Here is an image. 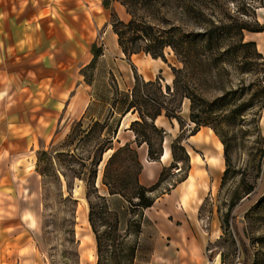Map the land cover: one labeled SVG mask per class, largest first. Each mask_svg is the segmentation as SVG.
<instances>
[{
  "label": "rangeland",
  "instance_id": "rangeland-1",
  "mask_svg": "<svg viewBox=\"0 0 264 264\" xmlns=\"http://www.w3.org/2000/svg\"><path fill=\"white\" fill-rule=\"evenodd\" d=\"M72 1L78 3L79 8L72 11V27L68 29L73 32L74 38L78 36L77 32L80 33L79 53L55 56L57 67L54 70L45 66L49 62L46 55H0V64L3 66H31L30 78L34 87L38 76L45 73L52 79L67 76L70 80L71 98L59 122L54 120L48 134L39 132L30 136V139L33 138L29 140L30 143L34 141V151L30 152V160L28 157L25 167L32 171L30 176L35 184L30 190L35 192L34 195L30 192L26 198H21L18 194L15 201L11 193L10 197H6L9 191L3 190L5 192L2 193L0 190V203L6 199L12 205L14 202H26L37 212V227L33 232L28 231L25 236L30 237V245L32 244L38 258L37 264L95 263V241L87 220V202L88 199L96 200L95 193L105 197L110 210L107 213L108 220L117 221V230L114 231L99 222L95 223L101 241L100 264H111L116 260L125 264L124 257L121 256L125 252L120 243L122 235L118 234L125 233L129 222L131 225L128 224L129 230L122 242L128 243L135 239L141 241L135 247L131 264H160L163 260L161 255L174 254V250L164 246V240L168 237L159 233L157 225L167 221L165 218L168 212L181 214L183 210L193 226L200 228L201 232H206L203 243L205 264H240L241 251L236 236L247 248L246 254L257 256V264H264V101L258 108L254 94V89L264 82L261 81L262 73L259 70L260 66H264V55L256 54L251 46L239 48L232 38L222 40L217 46L203 48L193 55V61L184 71L183 79L202 97L193 104L197 123L189 119V99L183 97L177 112L181 116L180 125L175 118L160 114L163 117L156 116L153 120L160 130H145L153 148L161 147V153H165L162 157L163 163L158 167L160 171L164 166L161 180L150 192L151 195L161 196L162 199H156L151 209L152 215L148 217L144 212L145 207L134 208L120 194L107 193L101 183L102 170L109 153L121 145L115 141V134L118 137H128L132 132L134 135L133 130L128 128L129 123L127 129L131 132L125 128L121 132L119 123L115 127L120 110L129 98L133 81L130 64L143 79L157 78L163 89L165 83L171 84L173 74L170 66L178 67L181 63L169 48L164 49L165 60L151 57L142 51L132 53L128 57L120 52L117 45L111 42V29L107 24L110 23L111 12L123 20L128 17L118 0ZM101 2L107 3L105 8L101 7ZM65 3L66 5H63V2H59L61 5H58V13L69 15L71 0ZM205 6L203 12L218 13L216 6ZM228 6L233 9V4L228 3ZM98 11L104 13L102 19L96 17ZM59 18L63 19L61 15ZM205 25L203 22L202 27ZM185 28L201 29V25L188 21ZM92 43L101 48V54L96 56L90 65L78 67L81 62L90 60L92 55L87 50V45ZM255 50L259 52L256 47ZM221 94H224L223 100L212 104L207 107L209 111L203 112V98L211 101ZM88 98L91 103L88 101L87 107L83 109V104ZM92 119L105 124L101 132L96 129L92 133L102 138L103 143L111 145L110 149L101 153V159L95 166L94 192L88 190L87 186L92 179L88 175L92 168L91 155L97 138L88 135L78 140V133L82 128L86 129ZM32 122L37 120L33 118ZM195 125L196 131H202L191 137L189 132ZM203 126L210 128L206 130L213 131L218 139L219 136L212 126L221 127L227 144L228 159L223 158V143L219 139L222 153L215 163L211 164L207 159L205 163L201 162L202 167L205 165L207 173L204 178L198 179L192 197L183 204L175 199L172 201L173 195L166 196L165 193L183 178L191 164L195 166L193 158H196L197 153H205L204 148L215 149L209 142L203 143ZM68 132L70 135L66 138ZM1 137V143H8L12 148L19 147L27 139V136L24 139L15 134L0 135ZM72 139V143L65 146V143ZM177 141L188 153L186 160L177 161L173 166L172 151L179 152L175 147ZM130 146L135 147L139 157L142 147L135 146L134 142L130 143ZM29 147L25 146V149ZM40 150H45L47 156L39 153ZM59 150H69L71 154L55 153ZM97 153L98 151L95 152ZM130 155L124 152L108 164L107 170L110 171L111 178L131 180L136 175L137 179L139 177L138 182L145 181L139 172L140 168L132 158L130 159ZM6 159L5 152H0V175H4ZM81 162L83 165L79 164ZM36 166L43 170V174H39ZM70 168L82 172L75 176ZM158 174L159 172L154 181ZM22 184L29 186L27 181ZM180 189L183 190V186ZM172 208L175 211H171L174 210ZM10 219L13 217L10 216ZM136 221L140 223L138 232L132 231V224ZM171 221L172 224L174 220ZM234 230H237L238 234H235ZM13 231L11 228L0 227V264L15 262L13 243L17 239L12 236ZM113 236L116 238L113 239Z\"/></svg>",
  "mask_w": 264,
  "mask_h": 264
},
{
  "label": "crops",
  "instance_id": "crops-1",
  "mask_svg": "<svg viewBox=\"0 0 264 264\" xmlns=\"http://www.w3.org/2000/svg\"><path fill=\"white\" fill-rule=\"evenodd\" d=\"M66 1L0 0V55H46V59L49 62L45 66L54 70L57 67V58L55 56L79 53L78 40L80 41V33L77 32L78 36L74 38L73 32L68 29V27L70 29L72 27V11L78 9L79 4L71 0L72 7L68 9L69 15L58 13L60 9L58 5H61L59 2H63V5H66ZM100 5H102V8L106 7L103 2ZM59 15L63 19L59 18ZM104 16L102 11L97 12L96 17L98 19H102ZM255 16L259 23L264 24V5L255 8ZM107 24L110 26V23ZM56 33L59 34L57 35ZM242 36L245 40L253 41L256 49L264 55V28L257 31L244 30ZM110 38L112 44L117 45L116 35L112 29ZM87 46V50L91 53V44ZM86 63H88V60L81 62L78 67H83ZM30 67L10 66V64L9 66H3V64H0V135L11 136L15 134L24 139L27 136L26 142L23 143L25 145L21 144L15 148H12L8 143H1L3 137L0 138V152H5L7 156L4 164V175H0V190L2 193L5 192L3 190L9 191L6 197H10L11 193L15 201L18 194L21 198H26L30 192L31 195L35 193L30 190L32 189L31 186L35 184L33 177L30 176L32 171L30 168L25 167L27 165L26 162L28 163L30 152L34 151V141L30 143L29 140L33 139L32 137L30 139V136H35L39 132L48 134V130L54 124V120L56 123L59 122L67 102L71 98L69 93L70 80L67 76L60 79H52L48 73H45L38 76L34 87L33 80L30 78ZM88 101L89 98L84 102L83 109L85 106L87 107ZM89 103H91V100ZM157 116L162 115L159 114ZM33 118L37 122L33 123ZM135 118H137L136 111L130 109L121 114L118 120L119 126L117 125L118 128L121 127V132L123 128L129 130L127 125ZM171 121L173 120L171 119ZM206 129L210 128L203 126V143L207 141L215 149L207 150L204 148L205 153H197L196 158H193L195 166L191 164L183 178L172 185L170 190L165 193L166 196L173 195L171 197L172 201L175 199L183 204L186 200H189L194 193L198 179L204 178L205 173H207L205 165L202 167L201 162L205 163L207 159L211 164L215 163L214 161H217L222 153L218 137L213 131L210 130L211 132H209ZM200 131L202 129H198L194 133L189 134V136L195 137ZM133 136L132 132L128 137H118L115 134V141L118 144L126 141L130 144L134 142ZM25 146L30 147L25 149ZM135 146L142 147L140 156H137V158L140 162L139 172L143 175L145 181H139L144 185H149L159 172L158 167L163 163L162 157L165 153H161L158 159H149L146 155L145 143L135 144ZM186 151L188 153V150ZM29 165H31V161ZM25 181L29 183V186L22 184ZM182 186L183 190L180 189ZM153 197L152 203L146 206L144 210L148 217L152 215L151 209L154 207L156 199H162L161 196L153 195ZM171 211H175V209ZM36 213L33 207L26 202L22 204L14 202L12 205L6 199L5 202L0 203V227L2 229H13L12 236L17 239L13 243V248L15 249L13 250L14 264H37L38 262L33 246L32 244L30 245V237H25L28 231L33 232L37 227L38 219ZM5 215H7L6 219ZM10 216L13 219H10ZM165 219L167 221H164L162 225H157V228L159 233L167 235L168 238L164 240V246L174 250V254L161 255L163 260H161L160 264H205L203 243L206 232L202 230V233L200 228L193 226L187 219L184 210L181 214L168 212ZM171 220H174L172 224ZM24 237L25 239H23ZM140 242L137 240L136 246Z\"/></svg>",
  "mask_w": 264,
  "mask_h": 264
},
{
  "label": "trees",
  "instance_id": "trees-1",
  "mask_svg": "<svg viewBox=\"0 0 264 264\" xmlns=\"http://www.w3.org/2000/svg\"><path fill=\"white\" fill-rule=\"evenodd\" d=\"M118 2L124 7V11L128 17L123 20L118 18L113 12H111L110 26L112 31L116 35V43L121 52L128 57L132 53L142 51L148 53L151 57H160L165 60L164 49L169 48L172 50L177 60L181 63V66L171 65L172 79L171 84L165 83L164 88H161V84L157 78L143 79L136 71L134 66L130 64L132 70L133 81L129 89V98L125 102L124 107L120 110V115L129 109L136 111L137 118L132 119L129 122V127L134 132V142L136 145L145 143L146 155L149 159H158L161 154V147L153 148L149 136L145 130L151 129L158 132L160 128L156 127L153 122L154 118L162 114L166 117H173L180 125L181 116L177 113L180 106V101L183 97L189 99V119L195 124L197 123V114L193 112V104L197 99H202L197 95L193 88H191L183 79L184 71L187 66L192 63L193 55L197 54L199 50L203 48H211L213 45L217 46L219 42L226 38L234 39V44L239 48L251 46L254 52L261 56L260 52L255 50V44L251 40H243L242 32L244 30L257 31L264 28V24L257 21L255 17V8L257 6L264 5L263 0H118ZM228 3L233 4V9L229 8ZM106 6L107 3L103 2ZM216 6L218 13L203 12V7ZM209 5V6H208ZM211 5V6H210ZM206 7V6H205ZM193 22L196 25H201V29H189L185 28L187 22ZM206 23L204 27L202 24ZM91 58L85 66L90 65L93 60L101 53V48L94 43L90 46ZM83 66V67H85ZM248 69V68H247ZM262 76L261 81H264V66H260ZM254 94L257 97L258 108L262 106L264 101V82L254 89ZM224 98V94L216 96L213 100L207 101L203 98V112L209 111L207 107L218 102L220 103ZM206 106V108H205ZM120 115H118L117 123ZM105 124L97 119H92L89 126L78 133V140L82 137H96L94 143L95 148L92 150L91 162L92 168L88 176L92 179L88 182L87 189L91 192L95 191L93 186V176L95 174L96 165L101 159V153L111 145L103 143L102 138L93 134L92 131L99 129V132L104 128ZM196 125L190 129L189 134L196 131ZM215 133L219 136L220 141L223 143V158L228 159L227 144L224 139V135L221 132V127L217 128L212 126ZM114 131V129H113ZM91 132V134H90ZM100 134V133H98ZM70 133H66V138ZM74 139V137H73ZM72 140L65 143V146H69ZM106 140V139H105ZM108 140V139H107ZM175 147L179 151L176 153L172 151V159L174 161L173 166L177 161L186 160L187 152L184 146L180 142L175 143ZM98 151L97 154L95 152ZM43 156H47L45 150L38 151ZM126 152L131 154L132 158L138 168H140V162L137 159V153L135 147H131L129 142H124L121 145L113 149L106 158L101 175V183L105 186L107 193H117L123 196L134 208H144L149 206L154 197L150 192L156 187V184L161 180L164 166L159 171L157 179L149 185H144L138 182L137 176L133 179H116L111 178L110 171L107 170L108 164L112 162L115 157ZM58 154H68L69 150L55 151ZM78 158H80L78 156ZM81 159V158H80ZM38 157L36 156V162ZM83 165V163H79ZM36 170L39 174H43V170L36 166ZM73 175L78 176L82 171H76L74 168H70ZM95 201H91L88 198V211L87 220L93 232L95 241V250L97 258L94 264H100V249L101 241L97 232L96 222L101 225H106L108 229L117 230V221L114 219L112 222L108 220L107 213L110 211L107 207L105 197L101 194H94ZM129 222L128 224H130ZM125 227V233L122 235L120 243L123 245L125 252L121 254L124 257L125 264H131L134 257V251L137 240L132 242L123 243L122 239L128 233L129 225ZM139 222L136 221L132 225L134 228L132 231H139ZM131 225V224H130ZM235 234H238L237 230H234ZM107 234V233H105ZM108 236V235H107ZM118 237V236H117ZM109 239V237H107ZM116 238L113 236V239ZM239 249L241 251V263L240 264H257L259 258L251 257L246 254L247 248L244 247L243 242L238 236H236ZM111 252V251H110ZM111 264H122L120 260Z\"/></svg>",
  "mask_w": 264,
  "mask_h": 264
}]
</instances>
